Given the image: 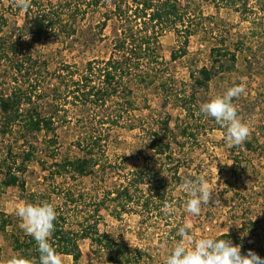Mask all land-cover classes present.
Masks as SVG:
<instances>
[{
	"label": "rangeland",
	"instance_id": "1",
	"mask_svg": "<svg viewBox=\"0 0 264 264\" xmlns=\"http://www.w3.org/2000/svg\"><path fill=\"white\" fill-rule=\"evenodd\" d=\"M32 1L38 6L31 4V10L28 9L31 14L34 11L48 12L49 4L55 5L58 0ZM178 3L188 18L184 28L180 29L181 35L185 29L193 31V34L189 37L185 56L171 62V53L179 49L182 41H178L174 31L160 33L158 52L165 63L161 69L164 80L176 90L188 93L192 73L211 66L210 51L218 48L226 55L224 71L197 95L193 115L194 119L200 120L201 126L196 124L190 130L196 139L189 140L179 135L182 127L187 123L191 125L194 119H186L175 103L167 102L160 92L162 90L157 86L137 89V110L132 117L122 115L116 119L114 126L106 124L103 129L104 136L107 135L105 141L102 139L98 146L92 148L93 159L97 162L95 173L86 177L64 174L50 178L49 173L56 170L55 163L87 156L94 126L88 121L90 113H86L80 105L55 102L52 90L59 80L48 75L62 71L59 69L63 65L81 67L92 59L107 57L114 25L112 21L108 23L101 38H109L100 40L98 24L101 15L88 12L83 18L70 22L65 13L61 16V25L69 21L65 25L69 27L70 24L75 29V35L67 37L57 26L45 38L35 41L27 30L22 31L30 23L25 16L26 10L15 7L12 0H0V48L9 38L18 45L15 56L2 55L0 60V99L13 95L19 89L30 88H27L26 75L16 73L14 67L15 63L24 60L25 70L33 64L31 61H36V66H33L35 71L39 67L45 78L40 83L42 94L49 95L46 98L48 103L59 107L53 135L44 136L41 133L28 137L17 123L11 125L4 137L0 134V161L8 146L13 149L15 158L17 155L22 157L28 150L33 152L23 173H18L24 192L16 187L0 186V217H10L12 225L6 229V234L0 233V264L17 256L12 250L11 235L21 241L27 235L20 227L15 208L20 203L41 201L51 203L56 212L65 217L64 228L70 231H79L81 224L86 226L96 221L99 233L143 253L138 264H164L166 256L181 239L178 229L186 223L191 225L190 234L196 239L230 235L233 244L242 246V253L251 249L264 258V146L259 148L254 144L257 149L254 153L240 148L243 144L230 148L224 140L225 129L213 118L198 114L202 102L222 95L229 87L243 84L245 93L233 103L238 115L250 126V139L256 127L262 124L264 0H238L234 8H224L217 0H178ZM100 11L104 13L105 9L100 8ZM27 109L21 106V110ZM63 117L67 118L60 122ZM3 119L0 109V130ZM138 121L147 123L144 131L140 128L129 130L130 123L137 124ZM165 121L168 127H165ZM162 130L171 143V154L177 167L164 158L152 155L149 135ZM99 131L102 133V130ZM16 161L17 167L21 158H16ZM137 172L141 173L145 182L135 187L131 180ZM185 176L207 179L219 194L221 204L218 207L202 205L199 216H190L185 210L187 196L181 188ZM3 178V171L0 170V183ZM122 187L127 189L125 192L131 201L127 202L123 197L118 201L121 204L118 207L114 198L116 191H121ZM67 193H83L84 203L70 202L65 198ZM145 198L151 201L147 209L144 207ZM102 200L105 206H99L100 219L91 218L95 205ZM166 203L173 205L175 213H164ZM109 229L113 236H119L114 238L105 233ZM77 245L79 260L74 262L72 257L60 255L63 264H112L108 262L107 254L89 240H78Z\"/></svg>",
	"mask_w": 264,
	"mask_h": 264
},
{
	"label": "trees",
	"instance_id": "2",
	"mask_svg": "<svg viewBox=\"0 0 264 264\" xmlns=\"http://www.w3.org/2000/svg\"><path fill=\"white\" fill-rule=\"evenodd\" d=\"M237 1L217 0L224 8H234ZM32 4L38 6L35 1H32ZM49 7V13L45 11L35 13L34 11L33 16L29 11L30 8L26 10L25 16L28 17L30 23L22 31L27 30L35 41L45 38L57 26L60 28V32L67 37L75 35V29L70 24L69 27L65 24L74 21L78 17L83 18L88 12L102 16L98 24L100 40L109 38L107 36L101 38L109 22H113V29H115L109 39L110 53L107 57L92 59L81 67L63 65L59 69L62 71L48 75L59 80V84L52 90L55 102H62L71 106L80 105L81 109H84L86 113H90L88 121L92 122L94 126L92 127L94 133L89 137L87 156L74 161L65 160L55 163L56 170L51 174L49 173L50 178L64 174L86 177L95 173L94 168H96L97 162L93 159L92 148L98 146L102 139L105 141L107 135L104 136L103 129L106 124L109 127L114 126L117 122L116 119H120L122 115L132 117V113L137 110L135 90L157 86L162 90L160 92L164 95V99L167 102L175 103L184 112L186 119L191 117L194 119L196 117L193 115V108L196 107L197 95L207 88L209 82L217 74L224 71L223 60L226 59V55L221 53L218 48H213L210 51L211 66L192 73L188 93L187 91L176 90L173 85L164 80L161 69L165 63L158 52L160 33L174 31L178 41H182L179 49L171 53V62L185 56L189 37L193 34V31L185 29L184 34L181 35L180 29L184 28L185 20L188 18L178 0H109V2L108 0H58L55 5L49 4ZM100 8L105 9V12L100 13ZM65 13H67L69 21L61 25L63 24L61 16ZM1 46L4 48H0V60L2 55L12 54L15 56L17 54L18 45L15 41L11 42L10 38ZM233 58L231 56L232 61ZM31 63L33 64L25 70L24 60L15 63L16 67H14L16 73L23 72L22 75H26L27 88H30L23 91L19 89L13 95L0 99V109L4 116L2 129L0 130L2 137L9 132L11 125L16 123L20 125L23 133L28 137L41 133L44 136L55 134V119L59 115V107L56 104L53 105L52 102L48 103L46 98L49 95L42 94L40 83L45 78L39 67H36L37 71H35L33 66H36V61H31ZM39 80L41 81L39 82ZM41 101L43 102L40 104ZM23 105L28 107L26 111L21 110ZM46 108H48V111H46ZM66 118L63 117L60 122H64ZM138 122L137 124L130 123L129 130L140 128L144 131V126H147V123ZM196 124L200 127V120L194 119L191 125L187 123L185 127H182L179 135L183 138H189V140H195L196 136L190 130ZM164 125L168 127V122L165 121ZM99 130H102V133ZM150 134L149 146L152 155L166 159V162L171 165L174 164L171 154L173 149L170 141L167 140L165 131H154ZM253 134V137L251 139L248 137L240 148L254 153L257 150L253 147L254 144L259 148L264 146V144H261L264 143V120H262V124L256 127ZM32 154L33 152L28 150L22 157L17 155L16 158H21V162L16 167L17 161L13 157V149L10 146L6 148L5 156L0 161V170L3 171L4 175L0 183L1 187H16L24 192V185L20 181L18 173H23L25 164L31 160ZM174 165L177 167L176 162ZM134 174L135 177L131 181L135 187L140 182H145L141 173ZM122 188L121 191H116V198H114L118 207L121 206L118 201L123 197L126 198L127 202L131 201L127 196V192H125L126 188ZM83 197V193L78 195L67 193L65 195V198L70 199V202L79 205L84 203ZM149 202H151L150 199L145 198L144 207L146 209ZM99 206H105L103 200L95 205L91 218L100 219ZM56 213L55 231L50 237V243L59 255L72 257V260L77 262L80 258L77 241L89 240L98 250H102L107 254V260L112 264H138L143 257L141 251L130 249L99 233L96 221L86 226L81 224L79 231H70L64 228L65 217L59 214V211ZM9 226H12L10 217L1 215L0 233L6 234V229ZM11 238L12 250L17 255L38 262L39 252L36 242L31 236L24 235L22 241L15 235H11ZM229 238H231L230 235H221L217 239Z\"/></svg>",
	"mask_w": 264,
	"mask_h": 264
},
{
	"label": "clouds",
	"instance_id": "3",
	"mask_svg": "<svg viewBox=\"0 0 264 264\" xmlns=\"http://www.w3.org/2000/svg\"><path fill=\"white\" fill-rule=\"evenodd\" d=\"M12 4L27 10L31 7L32 0H12ZM245 91L243 84L234 85L222 95L211 97L199 106L198 114L213 118L225 129L224 140L230 148L241 146L251 132L249 124L238 115L233 103ZM181 188L187 196L185 210L190 216H199L202 205L218 207L221 204L219 194L203 176H185ZM163 211L166 215H171L176 209L172 204L166 203ZM15 214L20 220L22 230L36 242L39 260L37 262L17 255L7 259L4 264H63L62 257L50 243L57 218L55 207L47 201L20 203L15 208ZM190 228L191 225L186 223L178 229L181 239L166 256L164 264H264V258L251 249L242 253V246L233 244L230 239H217L212 236L196 239L190 234ZM105 233L113 236L111 229Z\"/></svg>",
	"mask_w": 264,
	"mask_h": 264
}]
</instances>
